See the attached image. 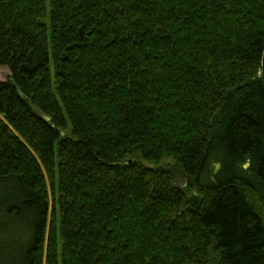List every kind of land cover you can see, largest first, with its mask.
I'll return each mask as SVG.
<instances>
[{
	"label": "trees",
	"instance_id": "16d2710c",
	"mask_svg": "<svg viewBox=\"0 0 264 264\" xmlns=\"http://www.w3.org/2000/svg\"><path fill=\"white\" fill-rule=\"evenodd\" d=\"M263 50L264 0H0L15 263L264 264Z\"/></svg>",
	"mask_w": 264,
	"mask_h": 264
},
{
	"label": "rangeland",
	"instance_id": "374dc122",
	"mask_svg": "<svg viewBox=\"0 0 264 264\" xmlns=\"http://www.w3.org/2000/svg\"><path fill=\"white\" fill-rule=\"evenodd\" d=\"M9 73V67L0 66V78L5 79ZM216 162L212 163L214 170ZM248 166L249 162H246L245 167ZM20 195L21 191L16 183L8 181L0 183V256L3 264H16L15 258L23 252L21 246L27 241L34 219L30 210L24 209L23 206L19 207L20 213L17 215L10 213V208L17 205Z\"/></svg>",
	"mask_w": 264,
	"mask_h": 264
},
{
	"label": "water",
	"instance_id": "95a60500",
	"mask_svg": "<svg viewBox=\"0 0 264 264\" xmlns=\"http://www.w3.org/2000/svg\"><path fill=\"white\" fill-rule=\"evenodd\" d=\"M261 64H262L261 76H263V81H264V50H263V57H262ZM219 166H220V163H217L215 170H217Z\"/></svg>",
	"mask_w": 264,
	"mask_h": 264
}]
</instances>
